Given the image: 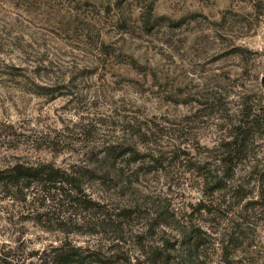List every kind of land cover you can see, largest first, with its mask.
<instances>
[{
  "label": "rangeland",
  "instance_id": "1",
  "mask_svg": "<svg viewBox=\"0 0 264 264\" xmlns=\"http://www.w3.org/2000/svg\"><path fill=\"white\" fill-rule=\"evenodd\" d=\"M128 146L98 211L1 188L0 250L264 264V0H0V170Z\"/></svg>",
  "mask_w": 264,
  "mask_h": 264
},
{
  "label": "trees",
  "instance_id": "2",
  "mask_svg": "<svg viewBox=\"0 0 264 264\" xmlns=\"http://www.w3.org/2000/svg\"><path fill=\"white\" fill-rule=\"evenodd\" d=\"M31 143L32 146H35V140L32 139ZM83 154L86 157L75 161V164L71 165L70 168L54 167L50 164H43L38 167L17 164L11 168L0 170V189H14V194L21 195H17L18 198L22 197V200H26L30 193H24L23 190L30 188L35 190L36 188L41 192V202L44 206L47 201L51 200L55 206L59 204L68 209L84 206L88 213L89 211H98L101 206V199L86 192V184L91 182L103 186L110 181L116 186L126 174L120 165L127 162L128 158L137 161V158L146 155L139 149L130 146L123 150L113 147L104 151L92 150ZM129 178H126V183ZM60 215L62 214L60 213ZM59 217L56 220L61 223H71L65 219L60 220L61 217ZM69 219L72 218L69 217ZM57 251L61 252L57 253ZM19 252H22V255H19ZM31 257L30 254L20 251L19 247L10 249L8 252H5V249L0 250V264H25ZM46 259L50 261V264H71L75 259L77 260V257L58 248L50 251ZM39 260L44 261L42 256H39Z\"/></svg>",
  "mask_w": 264,
  "mask_h": 264
}]
</instances>
